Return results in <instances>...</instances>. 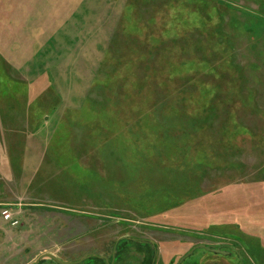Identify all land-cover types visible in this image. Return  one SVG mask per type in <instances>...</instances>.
I'll list each match as a JSON object with an SVG mask.
<instances>
[{
  "label": "rangeland",
  "instance_id": "1",
  "mask_svg": "<svg viewBox=\"0 0 264 264\" xmlns=\"http://www.w3.org/2000/svg\"><path fill=\"white\" fill-rule=\"evenodd\" d=\"M259 2L0 0L5 81L41 85L46 104L35 132L18 116L13 125L0 120V264H33L45 252L74 261L99 254L104 238L121 234L155 240V264H176L194 244L229 238L245 262L264 261V39L241 24L243 12L264 8ZM66 20L75 22L72 33L55 35ZM219 21L223 33L212 32ZM199 31L203 42L196 43ZM41 52L64 54L60 66L38 72ZM210 85H241L244 95L221 107ZM210 103L221 107L218 116L200 127ZM157 120L161 130L181 136L184 150L171 153L169 142L149 146ZM218 138L239 147L217 148ZM10 140L18 150L13 168L2 157ZM160 148L171 153L161 164ZM138 152L152 161L138 163ZM3 209L18 223L4 219ZM117 218L128 221L105 224ZM238 258L197 248L186 264H239Z\"/></svg>",
  "mask_w": 264,
  "mask_h": 264
},
{
  "label": "trees",
  "instance_id": "2",
  "mask_svg": "<svg viewBox=\"0 0 264 264\" xmlns=\"http://www.w3.org/2000/svg\"><path fill=\"white\" fill-rule=\"evenodd\" d=\"M259 3L264 7V1L263 0H260ZM226 8L233 9L231 6H228ZM260 9H262V10H260V11L257 10V11H254V12H251V11L247 10L246 12H243V14H246L247 21H245L244 23H241L242 27L244 28V31L249 33V35L252 36L257 41H258V39L259 40L264 39V8L261 7ZM199 32L200 33H197L195 35V37H196L195 42L196 43L197 42L198 43L203 42L202 35H200L202 31H199ZM212 32H214V33H223L222 30H221L220 21H219V23L216 24V31H212ZM212 36L214 37V35H212ZM218 37L219 36H217V40L216 41H218V39H219ZM179 40L182 43H186V40L183 39V38L182 39L180 38ZM206 40H209V39H204V41H206ZM195 42H193V43H195ZM196 43L194 44L195 46H197ZM206 60L207 59H203L201 61L202 63H204V67L206 65L208 66V62ZM201 65H203V64H201ZM6 68L7 67L4 65V61L0 60V120L3 123H11L13 125L14 121H13V119H10V118H14L15 119L16 116H18L20 118V120H18V121L21 124L24 121H26L29 124L31 123L32 124L31 132H35V131H37V129L40 127L41 123L44 120V113L43 112L45 111L44 107L46 106V104L43 103L40 100V97H41L40 93L38 94V90L40 89L41 85H38L37 88H36V86L35 87L34 86H29V85H27V83H21L18 80H13V79L11 80L10 79V81H5V79H6L5 78L6 77L5 76ZM42 86L44 87V85H42ZM45 86L49 88V85H45ZM210 86H211V88H209V89H213L214 94L215 95H219V97H220L219 101H221V103H222L221 107H223V106L227 107V104H226L225 101L229 102L230 101V97L231 96L233 97L234 94L240 95L241 97L244 95V93L242 92L241 85L239 87H236V88H235L234 85H210ZM53 104H54V102H53ZM53 104L50 105L51 107L47 106L46 110H48V111L53 110L54 107H55V105L53 106ZM220 108H219V106L216 108L215 105H212V103H210L207 106H205L204 110L202 109L203 112L201 111L204 117L202 118L201 122L200 121L197 122V125L201 127V126H203V124L207 123L210 118L217 117ZM177 110L180 111L179 109H177ZM14 111H16V113ZM230 111H231V109H230ZM141 122H142V120L138 124H136V126L138 128H142V123L143 122L142 123ZM161 122L162 121L157 120L155 123H151V125H150L153 130H155V131H157L159 133H156L155 135L152 134L153 137L149 136V138H152V141H151L152 143L150 142L149 146H153L154 147L156 145H159V146H161V148H163L162 144L164 143V146H167L168 145L167 142H169L170 147L173 149V151H171V153H177L178 149L176 151L175 148H177L179 145H181L182 149L184 150L186 148V146H184V142H183V139L181 140V136H179L180 139H176V136H173V135L169 134L170 132L166 133L165 131H163L164 130V126L162 124H160ZM24 125H25V123H24ZM238 126H239V124H238V121H237L235 129L238 128ZM22 128H24V127H22ZM161 129H163V130H161ZM153 130H152V132H153ZM60 131H62V132L59 135V137L61 135L64 136L65 135V127L63 126V124H61V126L59 127V132ZM236 132L237 131L234 130L228 137L229 138L234 137ZM132 135L138 136L136 133L132 134ZM167 135H168V137H167ZM156 136H159V137L155 138ZM134 138H143V137L138 136V137H134ZM218 140L220 142L218 143L217 148H221V146L222 147L223 146L224 147L227 146L228 148L233 147L234 149L235 148L238 149V147H239V145L236 142H234V144L232 143V144H229V145L228 144L224 145L223 141H221L219 138H218ZM16 142L14 141L12 143V141L10 140L11 147L8 148V153H6V151L4 150L3 151L4 155H2V157L4 159L3 160V164L4 165L8 164V165L12 166V168H13L15 162H17V156H18V150H16L15 146L12 145V144H16ZM161 148H160V151H161L160 154H161L162 160L160 161L159 164L164 162V156L167 157V155L169 156V154H171V153H164L163 149H161ZM138 153H139V155H137V157L134 159V160L138 159V163H142V164H146L147 165L153 159V157L146 156V155H144L141 152H138ZM162 155H163V157H162ZM156 163H158V159H157ZM156 163L154 164V168L156 167ZM151 166L149 168H152ZM196 167H197V165H196ZM196 167L190 173L191 174V181H193V183L199 182V178H198L199 175L196 172V169H198V167L197 168ZM147 170H149V169H147ZM201 170H205V169L201 168ZM180 171L183 172L186 175V178H187L186 180L189 181L190 179L187 176L186 172L182 171L181 169H180ZM168 193L171 196L172 193H170V192H168ZM212 197L213 196H211V199H212ZM226 202L229 203V201H226ZM233 203H234L233 205L228 204V205L232 206V207H230V209H233V207L237 206V205H235L236 204L235 202H233ZM174 206H176V205H174ZM177 206H178V204H177ZM227 209L229 210V208H227ZM227 209H226V211H228ZM225 223H226L225 221H222L220 223H213L212 225L215 226V228H216L218 225H225ZM239 229L242 232L245 231V229H243V228L239 227ZM245 234H249V233H245ZM236 237L239 238L241 236H236ZM238 240L241 241L240 243H243V240L241 238L238 239ZM128 251H129V249L123 250V255H122L123 264H126L127 262L129 263V261L127 259V255H126V253H128ZM129 259H131V258H129ZM43 261L44 260L42 259L39 262V264H41ZM259 264H264V261L262 263L259 262Z\"/></svg>",
  "mask_w": 264,
  "mask_h": 264
},
{
  "label": "flooded vegetation",
  "instance_id": "3",
  "mask_svg": "<svg viewBox=\"0 0 264 264\" xmlns=\"http://www.w3.org/2000/svg\"><path fill=\"white\" fill-rule=\"evenodd\" d=\"M104 221L106 222L105 223L106 225L111 224V225H114L115 227H119V226L122 227L124 226L122 225L123 224L122 221L126 222L128 220L125 218H117V220L108 221V219H104ZM141 224H149V223L141 222ZM158 230H160V228ZM162 232H164L163 229H162ZM104 239L105 240L102 245V252H100L99 254L89 253L85 257L74 260V261H78L82 259L80 263H76V264H123L122 255H123V250L125 249H129L128 253H126L127 259L131 258L133 260L132 263L127 262L126 264H155L158 245L155 240H150L149 237L145 235H139V236L135 235L134 236L130 234H121L117 236L115 239H113L112 241L111 239L109 240H107V238H104ZM227 242L228 243L221 244V245H217L213 243H210V244L205 243V244L209 245L210 247L220 248L222 250L224 249L230 250L228 254L235 255L237 260H239L238 256L241 257L240 263L238 262L239 264H245V263L249 264L248 261L245 262L247 258H245V256L241 253V248H240L238 241L234 240L233 238L231 239L229 238ZM231 247H234L235 250H231L230 249ZM184 254L179 256V258L176 261V264L178 263V260ZM139 255L141 257L140 259H139ZM186 258L183 259L179 264H186ZM137 259H139V261H137Z\"/></svg>",
  "mask_w": 264,
  "mask_h": 264
},
{
  "label": "crops",
  "instance_id": "4",
  "mask_svg": "<svg viewBox=\"0 0 264 264\" xmlns=\"http://www.w3.org/2000/svg\"><path fill=\"white\" fill-rule=\"evenodd\" d=\"M28 20L29 19H27L25 21L28 22ZM30 20H32V19H30ZM28 23H30L29 26L38 24V23H32V21L31 22H28ZM74 25H75V22L73 20H66L65 22H63L61 24L62 27L60 29H58V31L56 33L54 32V34L55 35L62 34V36H66L69 33L71 34L72 33V30H71L72 28H70V27H73ZM63 55L58 54V55H55V56H51V55H47V52H41L39 54V56H38V60L35 61L36 70L38 69V72H40L42 70H48L49 68H51V66H54L55 68L56 67H59L60 66L59 61L61 60V58H63ZM54 59L56 60L55 62L58 63L57 65L54 63ZM26 67H28V66H26ZM31 86H34L35 87V85H31ZM36 88H37V86H36Z\"/></svg>",
  "mask_w": 264,
  "mask_h": 264
},
{
  "label": "water",
  "instance_id": "5",
  "mask_svg": "<svg viewBox=\"0 0 264 264\" xmlns=\"http://www.w3.org/2000/svg\"><path fill=\"white\" fill-rule=\"evenodd\" d=\"M197 248H204L206 250H210L212 252L215 253H220V254H228L230 252V250H222L220 248L217 247H210L209 245H206L205 243H198L195 244L194 246L191 247L190 250H188L179 260L178 263L179 264L183 259H185L187 256H189L190 254H192V252L197 249ZM231 250H235L234 247L230 248ZM44 258H49L51 260H53L54 262H56L57 264H76V263H80L82 261V259L78 260V261H66L63 259H60L56 254L51 253V252H45V253H41L40 255L37 256V258L35 259L33 264H38L40 260L44 259Z\"/></svg>",
  "mask_w": 264,
  "mask_h": 264
},
{
  "label": "built area",
  "instance_id": "6",
  "mask_svg": "<svg viewBox=\"0 0 264 264\" xmlns=\"http://www.w3.org/2000/svg\"><path fill=\"white\" fill-rule=\"evenodd\" d=\"M1 214H2L3 218L6 219V220H8V221H10V223H11L12 225H15V224L18 223V220L15 219V218L13 217L12 213L9 212L7 209H3V210L1 211Z\"/></svg>",
  "mask_w": 264,
  "mask_h": 264
}]
</instances>
